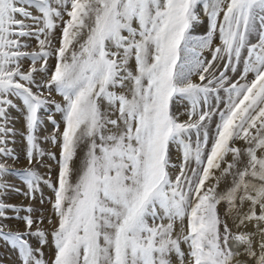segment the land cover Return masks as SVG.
<instances>
[{"label": "snow or ice", "instance_id": "obj_1", "mask_svg": "<svg viewBox=\"0 0 264 264\" xmlns=\"http://www.w3.org/2000/svg\"><path fill=\"white\" fill-rule=\"evenodd\" d=\"M0 264H264V0H0Z\"/></svg>", "mask_w": 264, "mask_h": 264}]
</instances>
